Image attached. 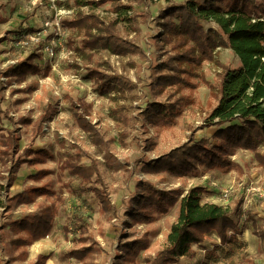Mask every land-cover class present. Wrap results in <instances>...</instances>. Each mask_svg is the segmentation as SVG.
<instances>
[{
  "label": "rangeland",
  "instance_id": "374dc122",
  "mask_svg": "<svg viewBox=\"0 0 264 264\" xmlns=\"http://www.w3.org/2000/svg\"><path fill=\"white\" fill-rule=\"evenodd\" d=\"M54 1L0 0V73L8 66L25 62L35 52L41 57L34 58L30 63L42 68L39 74L28 75L21 84L8 85L7 79L1 77L4 89L0 93V129L15 128L13 122L19 118H30L27 125L17 126L20 147L33 141L34 149H45L50 153V158L43 164L22 165L10 188V196L21 193L26 196L31 189H40L41 194L33 199L29 197L28 200L32 199L30 202L19 197L9 206L5 194H0V258L8 261L3 252L4 245L10 239L8 230H2L5 224L34 214L44 206L57 204L60 212L49 236L37 241L36 250L33 251L36 242L27 247V259L14 264H29L38 255L49 256L46 264H110L115 259L118 242L132 241L144 234L149 237L150 244L147 250L139 254L137 262L149 264V260L167 245V236L176 222L177 211L173 206L149 224H131V221L123 218V202L134 192L136 183L142 181L161 190L181 188L186 192L192 187H204L206 192L202 202L222 206L230 212L235 208L240 209L244 215L238 220L237 245L231 250L228 260L218 264H264V241L254 235L251 224L252 221L258 225L264 224V195H261L264 194V167L258 164L254 152L237 150L230 156V160L239 165L241 173L236 170L199 168L195 176L176 178L166 173L147 174L139 167L144 159H156L185 143L190 136L196 140L206 138L212 141L214 129H201L210 100L209 85H215L221 73V67L216 62L231 67L238 65L234 53L228 48L216 47L214 61L203 62L201 73L207 85L199 81L195 90H181L180 94L188 95L192 104L185 107L173 127L159 129L141 125L136 119L137 111L152 101L147 86L150 69L155 61L164 58L157 47V36L161 34L157 16L165 6L164 1L125 2L132 9L120 16L114 13L112 4L91 9L90 6L77 8L69 1V7L63 5L59 8ZM185 1L175 0V4ZM78 10L84 14L92 12L105 21L118 19V31L132 39L145 52L146 58H119L104 51L93 54L90 60L82 57L78 51L68 47L71 41L78 48L82 33L61 26L62 20L71 19ZM204 26L216 30V25L212 23H205ZM48 49L53 50L52 55ZM105 62H109L116 74L125 75L134 83L136 99L126 94L128 98L119 100L116 105L97 93L95 82L87 79L86 71L91 68L104 69ZM130 63L134 66L130 67ZM46 65L50 66V70L45 74L43 67ZM12 90L21 91L11 94ZM118 106L125 109L117 112V120H113L109 111ZM84 110L88 111V115L83 113ZM48 113L53 115L45 120L42 132L32 140L36 122ZM80 115L109 142L106 159L105 151L99 152L93 146L91 136L77 126L76 119ZM148 143H154L152 150L146 149ZM257 152L264 155V145L259 146ZM75 154L83 155L81 165L90 164L84 154L98 160L110 204L121 208L117 214H105L89 187L80 188L75 178L62 171L66 158ZM41 170L43 174L39 178L31 179ZM1 182L5 183V180ZM250 187L259 192L254 190L247 194ZM224 190L229 192L227 203L222 199ZM80 221L87 224L84 234L80 233ZM80 238H85V241L81 242ZM218 240L215 233H211L201 245L191 246L190 257L179 258L176 264H205L204 252L210 250L212 245H218ZM91 241L95 244V251L87 263L64 258V253L71 248L88 246Z\"/></svg>",
  "mask_w": 264,
  "mask_h": 264
},
{
  "label": "trees",
  "instance_id": "16d2710c",
  "mask_svg": "<svg viewBox=\"0 0 264 264\" xmlns=\"http://www.w3.org/2000/svg\"><path fill=\"white\" fill-rule=\"evenodd\" d=\"M66 1L64 3L55 0L54 3L59 8L63 5L69 7L70 1L77 8L90 6L91 9L112 4L114 13L119 16L132 9L125 2H142ZM158 1L165 3L157 16V26L161 29V34L157 36V47L164 58L155 61L150 69L147 86L152 101L137 111L136 119L141 125L159 129L173 127L185 107L192 104L188 95L180 94L181 90L193 91L199 81L207 85L201 68L203 62L214 61L213 52L216 47L230 49L237 57L238 65L231 67L216 62L221 67V73L217 77V83L209 85L210 100L207 102L201 128L215 129L211 135L212 141L206 138L196 140L194 136H190L185 143L159 155L158 158L141 161L140 170L147 174L166 173L176 178L195 176L199 168L236 170L241 173L239 165L230 160V156L237 150L254 152L258 164L264 167V155L257 152L259 146L264 145V0H186L181 4H175V0ZM117 23L118 19L105 21L92 12L84 14L78 10L71 19L62 20L61 26L82 33L79 47L73 46L71 41L68 42V47L88 60L100 51L119 58L137 56L145 59V52L132 39L121 35ZM205 23L216 25V30L206 28ZM40 57L35 52L25 62L6 67L0 73V93L4 89L1 77L6 78L8 85H11L23 83L28 75L39 74L42 68L30 61ZM133 66L130 63V67ZM43 68L44 73L50 70L47 65ZM86 72L87 79L95 82L97 93L112 103L117 105L119 100H126V94L137 98L133 94L134 83L127 76L116 74L109 62L104 63V69L91 68ZM20 91L12 90L11 94ZM162 98L163 101H160ZM123 109L124 106L111 108L110 117L117 120V112ZM83 113L88 115L86 110ZM51 115L53 114L48 113L39 118L34 126L32 140L39 136L43 123ZM29 121L30 118L21 117L13 122L15 128L0 129V194H5L7 206L19 197L30 202L35 195L42 193L40 189H31L26 196H22V193L10 196V188L22 165H40L50 158L47 150L34 149L33 141L23 148L20 147L21 138L17 133V126L27 125ZM76 124L91 136V142L99 152L105 151L106 159L109 142L104 140L83 115L77 117ZM153 147L154 143H148L146 149L149 151ZM82 156H68L63 162L62 171L75 178L80 188L89 187L105 214H117L121 208L112 207L110 204L98 160L84 154L90 164L81 165ZM41 174L42 170L31 176V179L36 180ZM205 192L206 188L200 186L184 192L181 188L161 190L149 182L136 183L134 192L122 204V208H125L123 218L131 221V224L152 223L156 216L166 214L173 206H176L177 211L176 222L172 224L167 236V245L149 260V264H176L179 258L190 257L191 246L201 245L213 232L220 243L212 245L210 250L204 252L205 264H218L228 260L231 250L237 245L238 220L244 213L237 208L230 212L222 206L202 202ZM29 197L32 199L28 200ZM59 212V206L51 204L34 214L5 224L2 230H8L10 239L2 247L8 261L0 258V264L24 262L28 256L26 248L49 236ZM251 224L254 235L264 241V224L258 225L254 221ZM79 229L84 234L87 224L80 221ZM80 240L83 242L85 238ZM149 244L150 239L146 234L132 241L118 242L115 259L110 264H138L139 254L147 250ZM93 245L95 244L91 241L88 246L71 248L63 256L67 260L87 263L95 251ZM225 248L228 250H224ZM48 259L49 256L38 255L29 264H46Z\"/></svg>",
  "mask_w": 264,
  "mask_h": 264
},
{
  "label": "built area",
  "instance_id": "2783aa9c",
  "mask_svg": "<svg viewBox=\"0 0 264 264\" xmlns=\"http://www.w3.org/2000/svg\"><path fill=\"white\" fill-rule=\"evenodd\" d=\"M49 50V53L52 55L53 54V50L52 49H48ZM254 190H256L257 192H259V190L258 189H253V188H249V189H247V191H246V193L247 194H249L250 192H254ZM223 192V202L225 203H227V201H228V199H229V192L227 191V190H224V191H222ZM261 195H264V194H261ZM264 197V196H263ZM219 241V240H218Z\"/></svg>",
  "mask_w": 264,
  "mask_h": 264
},
{
  "label": "bare ground",
  "instance_id": "6f19581e",
  "mask_svg": "<svg viewBox=\"0 0 264 264\" xmlns=\"http://www.w3.org/2000/svg\"><path fill=\"white\" fill-rule=\"evenodd\" d=\"M38 248V242H36L34 245H33V251L36 250Z\"/></svg>",
  "mask_w": 264,
  "mask_h": 264
},
{
  "label": "crops",
  "instance_id": "0c3cea01",
  "mask_svg": "<svg viewBox=\"0 0 264 264\" xmlns=\"http://www.w3.org/2000/svg\"><path fill=\"white\" fill-rule=\"evenodd\" d=\"M213 129H214V128H213ZM214 130H215V129H214ZM214 130H213V131H214Z\"/></svg>",
  "mask_w": 264,
  "mask_h": 264
}]
</instances>
